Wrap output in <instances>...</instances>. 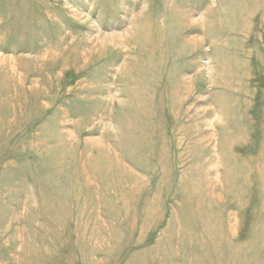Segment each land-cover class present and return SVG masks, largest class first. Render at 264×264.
I'll return each mask as SVG.
<instances>
[{"label": "rangeland", "instance_id": "1", "mask_svg": "<svg viewBox=\"0 0 264 264\" xmlns=\"http://www.w3.org/2000/svg\"><path fill=\"white\" fill-rule=\"evenodd\" d=\"M0 264H264V0H0Z\"/></svg>", "mask_w": 264, "mask_h": 264}]
</instances>
